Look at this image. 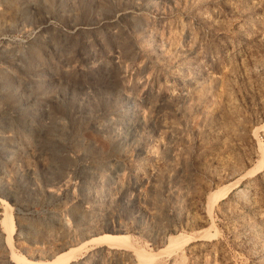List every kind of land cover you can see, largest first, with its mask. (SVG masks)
<instances>
[{
  "label": "rangeland",
  "instance_id": "1",
  "mask_svg": "<svg viewBox=\"0 0 264 264\" xmlns=\"http://www.w3.org/2000/svg\"><path fill=\"white\" fill-rule=\"evenodd\" d=\"M263 165L264 0H0V264H264Z\"/></svg>",
  "mask_w": 264,
  "mask_h": 264
},
{
  "label": "bare ground",
  "instance_id": "2",
  "mask_svg": "<svg viewBox=\"0 0 264 264\" xmlns=\"http://www.w3.org/2000/svg\"><path fill=\"white\" fill-rule=\"evenodd\" d=\"M264 166V165H263ZM249 196V193L248 192H242V198H247ZM12 234V233H11ZM175 239H172L171 240V244L175 243ZM185 244V243H184ZM172 249V248H171ZM74 253V252H73ZM69 258V256H63L62 258L58 259L57 261H55L54 263H51V264H61L60 262L63 260V259H67ZM72 259L71 257L69 258V260ZM66 262V261H65ZM20 264H26V262H21ZM28 264V263H27ZM31 264H48V263H42V262H36V263H31ZM68 264V263H67Z\"/></svg>",
  "mask_w": 264,
  "mask_h": 264
}]
</instances>
